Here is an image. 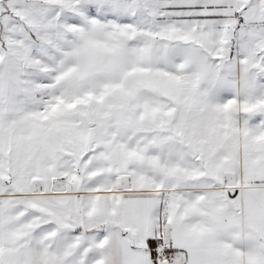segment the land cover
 <instances>
[{
	"label": "snow or ice",
	"instance_id": "6c2138e0",
	"mask_svg": "<svg viewBox=\"0 0 264 264\" xmlns=\"http://www.w3.org/2000/svg\"><path fill=\"white\" fill-rule=\"evenodd\" d=\"M0 264H264V0H0Z\"/></svg>",
	"mask_w": 264,
	"mask_h": 264
}]
</instances>
